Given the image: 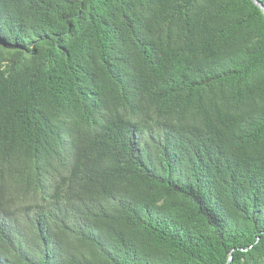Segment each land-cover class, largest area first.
Listing matches in <instances>:
<instances>
[{"label": "trees", "instance_id": "trees-1", "mask_svg": "<svg viewBox=\"0 0 264 264\" xmlns=\"http://www.w3.org/2000/svg\"><path fill=\"white\" fill-rule=\"evenodd\" d=\"M230 253L264 264L259 9L0 0V264Z\"/></svg>", "mask_w": 264, "mask_h": 264}, {"label": "water", "instance_id": "water-1", "mask_svg": "<svg viewBox=\"0 0 264 264\" xmlns=\"http://www.w3.org/2000/svg\"><path fill=\"white\" fill-rule=\"evenodd\" d=\"M250 1L254 6H256L259 9V11L261 12V14L264 17V5L259 0H250ZM230 260H231V253L229 254V258H228L226 264H228L230 262Z\"/></svg>", "mask_w": 264, "mask_h": 264}]
</instances>
